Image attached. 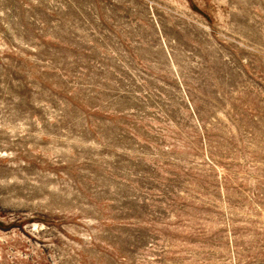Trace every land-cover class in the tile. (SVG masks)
<instances>
[{
    "label": "rangeland",
    "instance_id": "rangeland-1",
    "mask_svg": "<svg viewBox=\"0 0 264 264\" xmlns=\"http://www.w3.org/2000/svg\"><path fill=\"white\" fill-rule=\"evenodd\" d=\"M0 264H264V0H0Z\"/></svg>",
    "mask_w": 264,
    "mask_h": 264
}]
</instances>
